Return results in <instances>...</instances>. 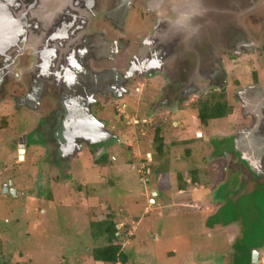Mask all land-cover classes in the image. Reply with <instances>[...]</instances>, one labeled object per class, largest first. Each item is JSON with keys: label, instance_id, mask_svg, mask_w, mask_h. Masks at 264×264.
<instances>
[{"label": "flooded vegetation", "instance_id": "obj_1", "mask_svg": "<svg viewBox=\"0 0 264 264\" xmlns=\"http://www.w3.org/2000/svg\"><path fill=\"white\" fill-rule=\"evenodd\" d=\"M221 2L79 1L78 14L83 15L63 18L57 33L38 32L42 38L36 40L43 43L35 42L11 70L3 71L0 60V133L15 116L9 115L11 107L15 112L26 108L36 117L6 146L8 155L16 157L14 164L26 163L36 146L40 166L52 168L42 178L45 173L56 174V180L64 175L60 182H65L74 160H83L81 171L95 172V166H109L119 150L129 157L123 146L144 152L142 146L150 143L155 153L146 150L143 160L154 163L167 145L199 142L192 138L195 120L205 130L200 134L209 149L205 157L234 164V175L249 186L255 181L264 186V86L258 75L264 71V30L259 40L253 23L242 20L248 14L220 9ZM133 11L151 25L137 36L126 31ZM236 69L243 75L232 76L235 91L229 95ZM248 72L250 80L244 78ZM220 99L233 109L230 134L213 126L227 117L206 123L199 118L202 109ZM215 141L224 142L222 149L214 147ZM186 154L192 157L190 150ZM7 168H0V194L17 197L16 173L8 175ZM253 251L260 256L257 264H264V245Z\"/></svg>", "mask_w": 264, "mask_h": 264}, {"label": "rangeland", "instance_id": "obj_2", "mask_svg": "<svg viewBox=\"0 0 264 264\" xmlns=\"http://www.w3.org/2000/svg\"><path fill=\"white\" fill-rule=\"evenodd\" d=\"M219 4L220 9L248 14L242 20H247L248 26L253 23L260 40L264 0H224ZM150 26L133 11L126 31L137 36ZM241 74L236 69L231 75L229 95L235 91L232 82L236 78L232 76ZM258 75L264 86V71ZM250 76L251 72L244 73V78L250 80ZM8 112L15 116L8 130L4 127L0 133V168L8 167V175L11 170L16 173L13 183L18 196L0 194V264H104L95 259L94 250L108 242L94 224L110 214L120 223L119 240L114 243L122 246L127 264H254L252 250L264 245V186L257 181L249 186L248 180L234 175V164L205 157L207 142L200 140L205 130L199 129L195 120L192 138L199 144L167 145L162 155L154 156L156 163L143 160L146 150L155 153L152 143L142 146L144 152H129L130 147L123 146L129 157L119 150L109 166H95V172L88 168L81 171L83 160H74L67 170L68 179L60 182L64 175L56 180V174L48 177L45 173L42 178V172L52 168L40 166L42 153L36 146L26 163L14 164L16 157L8 155L6 146L32 126L36 117L26 108L15 112L11 107ZM213 126L226 134L234 129L231 117ZM221 146L223 141L214 142V147ZM203 151L206 154L202 156ZM194 171L198 181L190 184ZM180 176L188 183L184 194L177 191Z\"/></svg>", "mask_w": 264, "mask_h": 264}, {"label": "water", "instance_id": "obj_3", "mask_svg": "<svg viewBox=\"0 0 264 264\" xmlns=\"http://www.w3.org/2000/svg\"><path fill=\"white\" fill-rule=\"evenodd\" d=\"M79 1L82 3L83 0H0V60L4 64L1 69L8 72L35 42L43 43V39L36 40V37L44 29L48 32L57 30V33L63 18L83 15L78 14ZM259 257L255 251L254 264L260 262Z\"/></svg>", "mask_w": 264, "mask_h": 264}, {"label": "trees", "instance_id": "obj_4", "mask_svg": "<svg viewBox=\"0 0 264 264\" xmlns=\"http://www.w3.org/2000/svg\"><path fill=\"white\" fill-rule=\"evenodd\" d=\"M233 113L232 107H230L226 101V99H220L213 106L202 109L199 113V118L203 123L211 119L228 117ZM193 177L190 184H194L198 181L197 171L193 172ZM179 180L181 181L179 187L180 189H187L188 183L183 181L180 176ZM119 221L114 217V215L110 214L106 219L96 222L94 227L99 231L100 237H105L108 245L104 248H98L94 250V257L96 260L103 262L104 264H127L128 258L123 250L121 245H117L114 242L119 240L116 236L118 233L117 226L119 225ZM262 246V245H261ZM259 246V247H261ZM255 247V248H259Z\"/></svg>", "mask_w": 264, "mask_h": 264}, {"label": "crops", "instance_id": "obj_5", "mask_svg": "<svg viewBox=\"0 0 264 264\" xmlns=\"http://www.w3.org/2000/svg\"><path fill=\"white\" fill-rule=\"evenodd\" d=\"M208 208V207H207ZM207 208H206V210H207ZM147 213V212H146ZM263 262V261H262ZM262 264V263H261Z\"/></svg>", "mask_w": 264, "mask_h": 264}]
</instances>
